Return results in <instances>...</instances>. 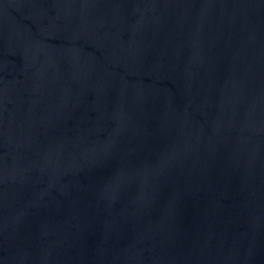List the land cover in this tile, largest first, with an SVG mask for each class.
Returning <instances> with one entry per match:
<instances>
[{"label":"water","instance_id":"water-1","mask_svg":"<svg viewBox=\"0 0 264 264\" xmlns=\"http://www.w3.org/2000/svg\"><path fill=\"white\" fill-rule=\"evenodd\" d=\"M0 264H264V0H0Z\"/></svg>","mask_w":264,"mask_h":264}]
</instances>
